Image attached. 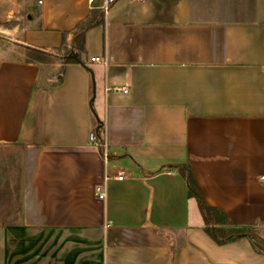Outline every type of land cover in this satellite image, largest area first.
Here are the masks:
<instances>
[{"label":"crops","instance_id":"crops-1","mask_svg":"<svg viewBox=\"0 0 264 264\" xmlns=\"http://www.w3.org/2000/svg\"><path fill=\"white\" fill-rule=\"evenodd\" d=\"M29 1L24 58L0 64V149L21 173L0 264H264L208 235L179 171L264 238V0H117L82 64L74 32L105 0Z\"/></svg>","mask_w":264,"mask_h":264},{"label":"trees","instance_id":"trees-1","mask_svg":"<svg viewBox=\"0 0 264 264\" xmlns=\"http://www.w3.org/2000/svg\"><path fill=\"white\" fill-rule=\"evenodd\" d=\"M106 13L102 12L100 18H88L84 23L80 24L74 32V50L79 56L85 52L86 33L93 27L104 22ZM70 52H68L69 54ZM66 62H77L74 59H68ZM95 134L100 143L105 141L104 127L98 118L95 119ZM179 171L188 184L189 197L196 198L202 215L205 220V231L218 244L224 245L231 242L248 239L251 241L256 250L264 253V238L260 236L254 226H243L232 221L222 210L210 207L200 189V186L192 172L189 164H180Z\"/></svg>","mask_w":264,"mask_h":264},{"label":"rangeland","instance_id":"rangeland-1","mask_svg":"<svg viewBox=\"0 0 264 264\" xmlns=\"http://www.w3.org/2000/svg\"><path fill=\"white\" fill-rule=\"evenodd\" d=\"M29 0H0V64L6 60L24 58L19 54L18 37L29 19ZM19 28V30H18ZM14 151L0 149V203L9 200L14 205L20 194L21 173L18 162L11 161Z\"/></svg>","mask_w":264,"mask_h":264},{"label":"built area","instance_id":"built-area-1","mask_svg":"<svg viewBox=\"0 0 264 264\" xmlns=\"http://www.w3.org/2000/svg\"><path fill=\"white\" fill-rule=\"evenodd\" d=\"M117 0H105V3H104V11L105 13L111 8V6L116 2ZM91 2H94V0H91ZM93 61H98V62H105V59L104 58H93L92 59ZM118 90V88H117ZM124 92H128L127 89H124ZM91 140L94 141V142H97L99 145H100V148L102 150V155H103V158L106 162L109 161V158H110V154H109V150H108V145L107 143L104 141L102 143H100L98 141V138H97V135L95 134V132L91 135ZM125 176V173L124 172H121L119 173V175L117 176L118 179L122 180ZM262 179H264V176L262 177ZM101 198H104V194H101L100 195Z\"/></svg>","mask_w":264,"mask_h":264},{"label":"water","instance_id":"water-1","mask_svg":"<svg viewBox=\"0 0 264 264\" xmlns=\"http://www.w3.org/2000/svg\"><path fill=\"white\" fill-rule=\"evenodd\" d=\"M66 59H74L77 62L82 64V60H81L80 56L75 51H72L69 55H67Z\"/></svg>","mask_w":264,"mask_h":264}]
</instances>
